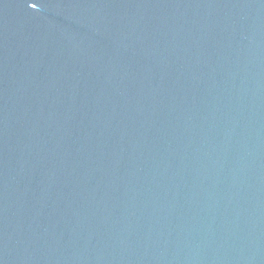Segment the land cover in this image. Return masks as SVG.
Here are the masks:
<instances>
[{
    "label": "water",
    "instance_id": "water-1",
    "mask_svg": "<svg viewBox=\"0 0 264 264\" xmlns=\"http://www.w3.org/2000/svg\"><path fill=\"white\" fill-rule=\"evenodd\" d=\"M0 264H264V0H0Z\"/></svg>",
    "mask_w": 264,
    "mask_h": 264
}]
</instances>
